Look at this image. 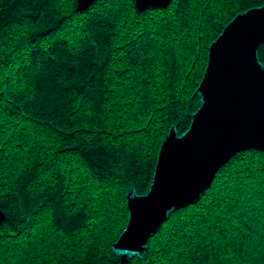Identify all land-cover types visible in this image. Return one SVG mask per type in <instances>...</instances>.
<instances>
[{"label": "trees", "instance_id": "obj_1", "mask_svg": "<svg viewBox=\"0 0 264 264\" xmlns=\"http://www.w3.org/2000/svg\"><path fill=\"white\" fill-rule=\"evenodd\" d=\"M0 0V264H264V152L233 156L139 253L126 191L186 132L209 47L264 0ZM264 64V45L258 50Z\"/></svg>", "mask_w": 264, "mask_h": 264}, {"label": "water", "instance_id": "obj_2", "mask_svg": "<svg viewBox=\"0 0 264 264\" xmlns=\"http://www.w3.org/2000/svg\"><path fill=\"white\" fill-rule=\"evenodd\" d=\"M96 0H78L77 11ZM172 0H135L138 11L166 8ZM264 5L237 14L212 41L207 67L195 92L200 106L189 129L173 125L159 150L146 194L127 188L129 219L113 248L125 261L139 253L173 211L198 202L218 171L237 153L264 152ZM6 214L0 210V223Z\"/></svg>", "mask_w": 264, "mask_h": 264}, {"label": "rangeland", "instance_id": "obj_3", "mask_svg": "<svg viewBox=\"0 0 264 264\" xmlns=\"http://www.w3.org/2000/svg\"><path fill=\"white\" fill-rule=\"evenodd\" d=\"M118 253H122L121 251H118ZM133 252H129L128 255H131Z\"/></svg>", "mask_w": 264, "mask_h": 264}]
</instances>
